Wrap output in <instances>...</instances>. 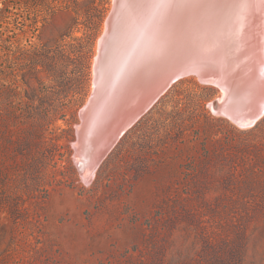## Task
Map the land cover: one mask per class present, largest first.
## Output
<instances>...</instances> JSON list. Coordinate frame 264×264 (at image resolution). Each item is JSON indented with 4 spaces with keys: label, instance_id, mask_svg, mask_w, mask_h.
Returning <instances> with one entry per match:
<instances>
[{
    "label": "rangeland",
    "instance_id": "374dc122",
    "mask_svg": "<svg viewBox=\"0 0 264 264\" xmlns=\"http://www.w3.org/2000/svg\"><path fill=\"white\" fill-rule=\"evenodd\" d=\"M113 7L0 0V264H264V114H217L213 83H171L84 176Z\"/></svg>",
    "mask_w": 264,
    "mask_h": 264
},
{
    "label": "bare ground",
    "instance_id": "6f19581e",
    "mask_svg": "<svg viewBox=\"0 0 264 264\" xmlns=\"http://www.w3.org/2000/svg\"><path fill=\"white\" fill-rule=\"evenodd\" d=\"M106 24L94 94L81 112L77 145L85 147H75L84 176L164 93L158 81L177 69L215 83L222 94L213 111L238 126L264 114V0H114Z\"/></svg>",
    "mask_w": 264,
    "mask_h": 264
},
{
    "label": "water",
    "instance_id": "95a60500",
    "mask_svg": "<svg viewBox=\"0 0 264 264\" xmlns=\"http://www.w3.org/2000/svg\"><path fill=\"white\" fill-rule=\"evenodd\" d=\"M98 66L99 65H97V67ZM97 67H96V69H97ZM246 67H247V65H246ZM194 73L195 72L191 68H184V69H179V70L177 69L176 71L170 73L169 75H165L164 77H162V79H160L158 81V83H157L158 89L157 90L160 91V90L166 89L174 81H176L182 77L188 76V75H194ZM239 74H240V68L235 69L234 75H233V78H231V81L236 80ZM213 85L218 87L215 83H213ZM218 89H219V87H218ZM148 97H150V96H146V99L145 98L144 99L148 100L149 99ZM144 99L142 101H144ZM128 115H127V117H128Z\"/></svg>",
    "mask_w": 264,
    "mask_h": 264
}]
</instances>
